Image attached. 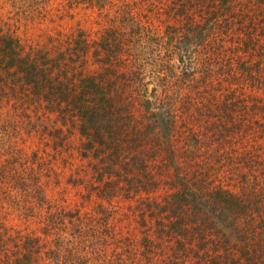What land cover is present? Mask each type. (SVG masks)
I'll return each instance as SVG.
<instances>
[{
    "label": "trees",
    "instance_id": "obj_1",
    "mask_svg": "<svg viewBox=\"0 0 264 264\" xmlns=\"http://www.w3.org/2000/svg\"><path fill=\"white\" fill-rule=\"evenodd\" d=\"M158 1L163 32L127 3L116 24L100 14L94 34L78 25L43 44L28 31L49 13L0 12V90L57 111L66 124L58 133L73 138L54 147L67 145L66 160L67 149L88 159L78 171L101 202L113 194L127 203L112 208L124 227L106 216L86 223L81 206L36 211L46 197L39 168L58 157L32 147L18 169V150L1 148L0 181L23 189L16 212L43 224L34 246L45 264H264V0L140 4ZM96 3L104 0H62L49 20ZM97 235H110L106 254Z\"/></svg>",
    "mask_w": 264,
    "mask_h": 264
},
{
    "label": "rangeland",
    "instance_id": "obj_2",
    "mask_svg": "<svg viewBox=\"0 0 264 264\" xmlns=\"http://www.w3.org/2000/svg\"><path fill=\"white\" fill-rule=\"evenodd\" d=\"M60 1L62 0H0V12L6 18L10 12L13 14L15 12L20 13L19 10L26 6V8L34 12L38 9L40 13L42 11L49 13L45 17L48 20L33 24V28L28 31L31 36L29 40L31 39L35 43L40 44L52 41L51 36L53 34L57 35L59 33L58 30H63V33H70L78 25H81L87 33L94 34L102 26L101 23H98L100 14L105 26L111 23L116 24L118 17L113 16L115 11L121 12L120 9H124L127 3H131L136 7L134 11L140 15L144 23L142 25H145L147 28L150 27L154 30L159 28L163 32L166 24L161 21H168L166 23L169 24V19H166L168 17L165 14L166 7L162 6L160 1L156 3V7L152 6V9H154L152 10L148 9L150 7L148 3L144 5L146 7L142 8L141 4H143V0H104L102 5L96 3V6L93 8H83L85 11L75 9L72 11L73 17L64 16V19L61 18L62 20L57 24V22L50 21L49 19L56 20L54 11H56ZM27 4L29 5L27 6ZM159 12L163 14L160 16ZM162 36L166 41L165 35ZM49 109L45 106V103H40L39 105L30 98L27 100L16 98L12 89L0 90V141H4V144L0 142V151L3 147L7 149L9 145L18 150L17 154L19 158L16 164L18 169H20V163L26 154V149L31 151L32 147H39L40 153H44L43 158L49 157L52 153H55L58 157L59 162L55 161V165L52 166L53 168H45L46 170L39 168L37 192H41L40 185L43 183L41 193L46 197L43 199L45 205L44 203L41 205L36 203V211H44L45 206L49 204L48 202L63 204L67 210H73L81 206L83 213L81 212L82 216L80 218H84L86 223L88 221L93 224L98 223L106 216L109 218L110 223L115 222L117 227H124L126 221H116L120 216L113 217L116 213L113 214L115 209L112 208L117 205L120 207L118 212H124L127 211V207L123 206L127 205V203H123V201L119 202L121 197L114 196L113 194L105 196V203L104 200L101 202L102 196H99V194L103 191L93 185V181L89 176L84 175L83 170L78 171V168H82L83 165L87 167L88 159L82 158V152L78 149L74 153L67 149L68 159L66 160L65 146L67 145L59 144L58 150L54 147L55 143L59 142L62 137L64 139L68 137V139L73 138L71 137L73 132L63 130V132L58 133V129H65L66 124L61 121L57 111L52 110L50 107ZM41 134H45V136ZM44 147L46 150H43ZM7 155L0 156V162L3 159L2 157L7 158ZM71 164L75 168L74 170L71 168ZM51 171L52 173H50ZM57 179L60 182H56ZM2 182L0 181V264L15 263L21 256L23 258L22 264H45L46 260L41 257L39 251L36 250V246H34V241L38 237H42V235L38 234L43 232L41 228L43 224L38 222L37 216L22 217L16 212L17 207L13 205V202L18 200V193L23 189L11 185L9 181ZM90 197L92 199L88 200ZM108 203H111V205L106 206ZM110 208L112 209L111 214ZM121 214L123 215V213ZM128 220L130 221V219ZM67 221L69 222V219ZM132 222L135 223L134 219ZM28 236L33 241L31 245L30 241H28L30 246L23 243L24 238ZM96 239V247L101 249L105 254L112 249L109 242L110 235H97ZM29 247H32V250H28ZM27 250L35 258L26 259L25 252Z\"/></svg>",
    "mask_w": 264,
    "mask_h": 264
}]
</instances>
